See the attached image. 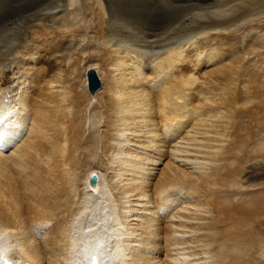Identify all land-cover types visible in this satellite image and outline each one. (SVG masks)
<instances>
[{
  "label": "bare ground",
  "instance_id": "1",
  "mask_svg": "<svg viewBox=\"0 0 264 264\" xmlns=\"http://www.w3.org/2000/svg\"><path fill=\"white\" fill-rule=\"evenodd\" d=\"M60 1L22 33L0 31L2 254L264 264V182L249 183L264 168V83L242 73L236 38L264 20V0ZM164 15L185 29L165 44L152 27ZM87 53L98 70L79 79Z\"/></svg>",
  "mask_w": 264,
  "mask_h": 264
},
{
  "label": "rangeland",
  "instance_id": "2",
  "mask_svg": "<svg viewBox=\"0 0 264 264\" xmlns=\"http://www.w3.org/2000/svg\"><path fill=\"white\" fill-rule=\"evenodd\" d=\"M5 1H7V2H5ZM16 1H18V0H0V31L1 32H3L5 29H7L6 27H9V28H11V27H13V30H12V33H16V34H20V33H22L23 31H24V29L25 28H27V26H28V24L30 25V24H32L34 21L35 22H37V21H39V19L37 20V18H36V16L35 15H37V17H39V16H41V14H43V12L44 13H46V12H49V11H51L55 6H58V4L59 3H62L63 2V4L65 5L66 4V1H60V0H23L22 2L19 0L17 3L20 5V3H21V7L18 5V4H16ZM249 3H248V2ZM247 1H245L244 2V4H243V6H242V8H245V9H254L255 7H259V6H257L256 5V1H252V0H247ZM4 2V3H3ZM32 2H34V3H32ZM41 2V3H40ZM65 2V3H64ZM9 3V4H8ZM11 3V4H10ZM24 3V5H22ZM25 3H27V4H25ZM31 3V4H30ZM39 3V4H38ZM47 3V4H46ZM55 3V4H54ZM246 3H248V4H246ZM259 5H262V6H264V2L263 3H260V2H257ZM15 4V5H14ZM36 4L38 5V6H36ZM41 4V5H40ZM51 4H52V6H51ZM3 5H4V7L5 8H2L3 7ZM26 5V6H25ZM32 5V6H31ZM43 5V6H42ZM45 5H50L51 7H53V8H51L50 6H48V8H47V6H45ZM7 6V7H6ZM18 6V7H17ZM31 6V7H30ZM28 7V8H27ZM9 8V9H8ZM17 10H16V9ZM21 8V9H20ZM26 8V9H25ZM33 8V9H32ZM42 8H45L46 10H48V11H46L45 12V9H42ZM50 8V9H49ZM241 8V9H242ZM240 9V10H241ZM5 10V11H4ZM11 10V11H10ZM33 11V13H32V11ZM41 10V12H39L38 13V11H40ZM42 10H44V11H42ZM242 10H244V9H242ZM16 13H15V12ZM22 11V12H21ZM30 11H31V13H30ZM4 12V13H3ZM13 12H14V14H15V16H14V14H13ZM35 12V13H34ZM30 13V14H29ZM38 13V14H37ZM185 13H187V11L185 12ZM1 14H2V16H1ZM4 14V15H3ZM6 14V15H5ZM22 14V15H21ZM25 14H27V15H25ZM35 14V15H34ZM89 14V15H88ZM10 15V16H9ZM33 17H31V16ZM34 15V16H33ZM39 15V16H38ZM180 15H182V14H180ZM9 16V17H8ZM12 16H14V17H12ZM17 16V17H16ZM21 16H23V18L24 19H22V17ZM25 16V17H24ZM29 16V17H28ZM8 17V18H7ZM86 17H87V20L89 19V17H90V13H89V11H87L86 10ZM162 17V16H161ZM12 20H11V19ZM21 18V19H20ZM31 18V19H30ZM163 18V19H162ZM162 18H160L161 20H162V22L161 23H159V24H156V25H153L152 27H154L153 29H159L160 28V30H156V31H158L159 33L160 32H165V33H163V34H165V35H163V37H162V39H165V41L163 42L164 44L167 42V41H169V40H172L171 39V37L172 38H175L176 37V39L175 40H178V38H177V36L178 35H181L182 33L181 32H184L183 30H185L184 28H182L181 26H178V25H176L175 27H171V28H169L170 27V23H167L168 22V20L169 19H167L168 18V16L167 15H164ZM164 18H166V19H164ZM6 19V20H5ZM13 19H15V20H13ZM20 19V20H19ZM30 19V20H29ZM35 19V20H34ZM4 20H5V22L6 23H4ZM23 20H25V21H23ZM18 23H17V22ZM27 21V22H26ZM28 21H30V22H28ZM88 21H91V18L88 20ZM8 22V23H7ZM13 22H15V24H12ZM11 23V24H10ZM20 23V24H19ZM24 24V25H21V24ZM25 23H26V25H25ZM7 24V25H6ZM165 24V25H164ZM159 26V27H156V26ZM17 26H18V28H17ZM162 26V27H161ZM4 27V28H3ZM23 27V28H22ZM165 27V28H164ZM162 28V29H161ZM169 28V29H168ZM174 28V29H173ZM177 28V29H176ZM179 28H181V29H179ZM16 31H15V30ZM162 30V31H161ZM170 30V31H169ZM175 31L174 33H172L173 31ZM179 30H180V32H179ZM251 31V32H250ZM0 32V33H1ZM167 32V33H166ZM236 38H237V41H238V43L240 42V41H242V42H244L242 45H241V50H242V52L241 53H246V54H244V55H248L249 54V57L247 56V58H245L244 60L245 61H243V68H245L244 70H243V74L245 73V74H249V73H252V74H255L256 76H255V78L256 79H258L259 80V83L263 86V83H264V20L262 21V20H259V19H255L254 21H252V22H249V23H247V25L245 24V26H243L238 32H237V34H236ZM167 39V40H166ZM169 39V40H168ZM225 52H227V50H224ZM88 53H90V52H88ZM88 53L87 54H85V57H84V60L82 61V62H80V64H81V70H80V72H79V75L77 74V76H78V78L79 77H81V78H83V77H85V71L88 69V67H89V65H92L91 67H96V69L98 68L97 67V61H96V58H95V56L94 55H88ZM251 54V55H250ZM227 57V56H226ZM245 57V56H244ZM228 60V61H227ZM227 60H223V59H221V60H217V61H222V66L226 69V70H228L229 69V67L232 65V62H230V59H229V57H228V59ZM248 61V62H247ZM96 64H95V63ZM247 62V63H246ZM246 63V64H245ZM95 64V65H94ZM220 65L221 64H216V63H214V64H212L211 66H209V67H207V69H206V72H205V74H204V76H214V75H216L217 74V71H218V69L220 68ZM87 66V67H86ZM90 67V68H91ZM86 68V69H85ZM93 69V68H92ZM95 69V68H94ZM98 70V69H97ZM88 71V70H87ZM97 73V72H96ZM84 74V75H83ZM98 74V73H97ZM244 74V75H245ZM183 75H185V74H183ZM250 75V74H249ZM78 78L76 79V83L78 84ZM80 79V78H79ZM101 85H102V82H101ZM90 90V89H89ZM98 90H100V87H99V89ZM91 121H92V118H91ZM90 121V123L88 122V124H87V126L88 127H90L91 126V124H92V122ZM102 129V128H101ZM162 166V165H161ZM261 168V169H260ZM254 172V173H253ZM253 172H251V174H250V176L252 175L253 176V178L249 181V183H256L257 185L259 184V183H261V182H264V168H262V166H260V167H258L257 166V168H254V170H253ZM253 173V174H252ZM253 181V182H252ZM101 200V199H100ZM99 200V201H100ZM94 204V206H92V209H93V207H95V203H93ZM113 219V218H112ZM112 219L111 220H109V221H107L106 223H105V225L104 226H102V231H106L107 229H108V231H110L111 229H110V226H111V222H112ZM136 220V219H135ZM135 220H133L134 222H136ZM105 228H107V229H105ZM109 249V248H108Z\"/></svg>",
  "mask_w": 264,
  "mask_h": 264
},
{
  "label": "water",
  "instance_id": "3",
  "mask_svg": "<svg viewBox=\"0 0 264 264\" xmlns=\"http://www.w3.org/2000/svg\"><path fill=\"white\" fill-rule=\"evenodd\" d=\"M89 87L92 91L97 90L101 86V81L94 70L89 71ZM96 179V178H94Z\"/></svg>",
  "mask_w": 264,
  "mask_h": 264
},
{
  "label": "snow or ice",
  "instance_id": "4",
  "mask_svg": "<svg viewBox=\"0 0 264 264\" xmlns=\"http://www.w3.org/2000/svg\"><path fill=\"white\" fill-rule=\"evenodd\" d=\"M0 261H2L3 264H10V261H8L7 258L2 254V249H0Z\"/></svg>",
  "mask_w": 264,
  "mask_h": 264
}]
</instances>
